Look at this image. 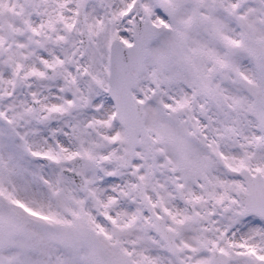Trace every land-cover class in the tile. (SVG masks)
<instances>
[{"label": "snow or ice", "instance_id": "6c2138e0", "mask_svg": "<svg viewBox=\"0 0 264 264\" xmlns=\"http://www.w3.org/2000/svg\"><path fill=\"white\" fill-rule=\"evenodd\" d=\"M0 264H264V0H0Z\"/></svg>", "mask_w": 264, "mask_h": 264}]
</instances>
